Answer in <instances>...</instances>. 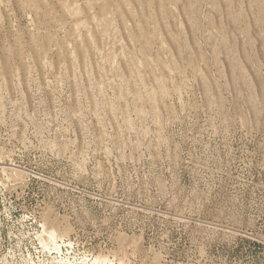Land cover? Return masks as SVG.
I'll return each mask as SVG.
<instances>
[{"label": "rangeland", "instance_id": "374dc122", "mask_svg": "<svg viewBox=\"0 0 264 264\" xmlns=\"http://www.w3.org/2000/svg\"><path fill=\"white\" fill-rule=\"evenodd\" d=\"M0 264H264V0H0Z\"/></svg>", "mask_w": 264, "mask_h": 264}]
</instances>
